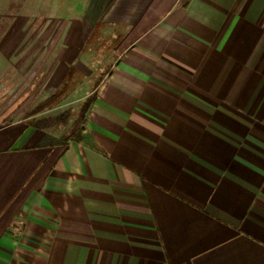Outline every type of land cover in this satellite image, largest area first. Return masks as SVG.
Segmentation results:
<instances>
[{
  "label": "crops",
  "instance_id": "1",
  "mask_svg": "<svg viewBox=\"0 0 264 264\" xmlns=\"http://www.w3.org/2000/svg\"><path fill=\"white\" fill-rule=\"evenodd\" d=\"M116 60L82 136L0 123V264H264V0H88Z\"/></svg>",
  "mask_w": 264,
  "mask_h": 264
},
{
  "label": "rangeland",
  "instance_id": "2",
  "mask_svg": "<svg viewBox=\"0 0 264 264\" xmlns=\"http://www.w3.org/2000/svg\"><path fill=\"white\" fill-rule=\"evenodd\" d=\"M88 0H0V123L30 120L65 138L116 60L112 34L86 16Z\"/></svg>",
  "mask_w": 264,
  "mask_h": 264
},
{
  "label": "trees",
  "instance_id": "3",
  "mask_svg": "<svg viewBox=\"0 0 264 264\" xmlns=\"http://www.w3.org/2000/svg\"><path fill=\"white\" fill-rule=\"evenodd\" d=\"M91 103H92V101L90 102V104L88 105V108H87V110L90 108V106H91ZM82 136V134H79L78 136H76L77 138H80Z\"/></svg>",
  "mask_w": 264,
  "mask_h": 264
}]
</instances>
